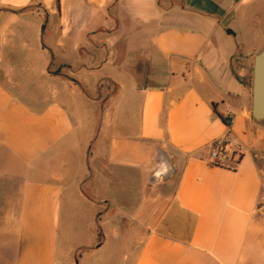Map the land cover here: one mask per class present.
<instances>
[{"label": "crops", "instance_id": "1", "mask_svg": "<svg viewBox=\"0 0 264 264\" xmlns=\"http://www.w3.org/2000/svg\"><path fill=\"white\" fill-rule=\"evenodd\" d=\"M263 47L264 0H0L7 264H264Z\"/></svg>", "mask_w": 264, "mask_h": 264}, {"label": "rangeland", "instance_id": "2", "mask_svg": "<svg viewBox=\"0 0 264 264\" xmlns=\"http://www.w3.org/2000/svg\"><path fill=\"white\" fill-rule=\"evenodd\" d=\"M51 70L55 71L56 67L55 66L51 67ZM252 70H253V67L250 66V72H249V77H248L250 88L252 85ZM59 71H61V70H59ZM61 72H63V71H61ZM118 89H119V87L115 83H113L111 81H103L101 84H99L97 89H95V88L86 89V93H87V96L91 100L101 101L103 106H106V105L108 106L110 104L111 100L116 98V94L118 92ZM98 210H99V212H104L105 208H104V206H102L100 204V206H98ZM99 224H100L99 221H97V227H96L97 232H99V228H100ZM64 232H65L64 229L61 227V231H60L61 235H63ZM63 246H64V242H63V239L61 236L60 241H59V253H58L59 263L58 264H63L62 263ZM82 251H83V249H82ZM82 251L76 252L75 260H77V256L79 254H81ZM0 264H7L6 258L1 251H0ZM71 264H74V262H72Z\"/></svg>", "mask_w": 264, "mask_h": 264}, {"label": "water", "instance_id": "3", "mask_svg": "<svg viewBox=\"0 0 264 264\" xmlns=\"http://www.w3.org/2000/svg\"><path fill=\"white\" fill-rule=\"evenodd\" d=\"M251 116L264 124V47L254 56L251 85Z\"/></svg>", "mask_w": 264, "mask_h": 264}, {"label": "built area", "instance_id": "4", "mask_svg": "<svg viewBox=\"0 0 264 264\" xmlns=\"http://www.w3.org/2000/svg\"><path fill=\"white\" fill-rule=\"evenodd\" d=\"M225 142H226L225 139H219L211 147L209 152L210 163L212 165L234 168L237 159L236 160L231 159L228 153L225 151ZM262 216L264 218V213L262 214Z\"/></svg>", "mask_w": 264, "mask_h": 264}, {"label": "trees", "instance_id": "5", "mask_svg": "<svg viewBox=\"0 0 264 264\" xmlns=\"http://www.w3.org/2000/svg\"><path fill=\"white\" fill-rule=\"evenodd\" d=\"M216 115L223 121V123L225 124V125H229V120L228 119H225V118H223V117H221L220 115H218L217 113H216ZM237 156V161L239 160V158H240V155L238 154V153H236L235 151L234 152H232V153H230V158H232V157H236ZM236 161V162H237Z\"/></svg>", "mask_w": 264, "mask_h": 264}]
</instances>
